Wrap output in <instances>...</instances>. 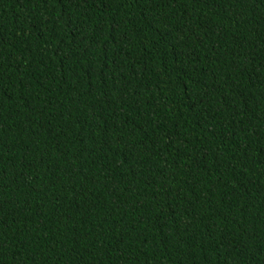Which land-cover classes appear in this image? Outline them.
<instances>
[{
	"label": "trees",
	"instance_id": "16d2710c",
	"mask_svg": "<svg viewBox=\"0 0 264 264\" xmlns=\"http://www.w3.org/2000/svg\"><path fill=\"white\" fill-rule=\"evenodd\" d=\"M0 264H264V0H0Z\"/></svg>",
	"mask_w": 264,
	"mask_h": 264
}]
</instances>
